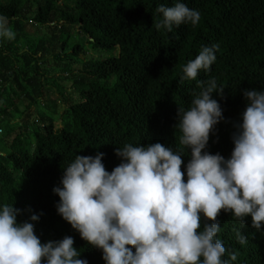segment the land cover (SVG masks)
I'll return each instance as SVG.
<instances>
[{
	"label": "trees",
	"instance_id": "16d2710c",
	"mask_svg": "<svg viewBox=\"0 0 264 264\" xmlns=\"http://www.w3.org/2000/svg\"><path fill=\"white\" fill-rule=\"evenodd\" d=\"M176 0H0V16L15 33L11 40L0 37V119L20 120L19 132L0 152V204H11L20 212L17 221L33 223L41 243L71 236L78 258L88 264H104L101 251L88 245L78 232L56 212L63 167L76 155L103 153L107 171L120 163L114 149L159 142L174 150L179 144L177 109H187L191 100L210 79L217 90L212 98L222 109L223 120L214 126L206 150L228 158L232 134L246 106L242 90H264V0H180L200 14L196 25L181 24L171 32L157 30L162 19L159 5L172 6ZM25 13L35 28V40L17 47L26 36ZM42 30V33L38 31ZM86 37L96 52L79 58L84 50L78 38ZM69 43L72 47L66 52ZM217 45L216 60L196 80H182V67L195 58L202 46ZM53 55L52 65L61 70L60 79L70 82L69 91L58 90L64 107L54 119L56 99L49 101L48 114L30 122L9 105L23 99L26 109L51 93L54 82L44 78L40 64ZM78 64L73 71L70 67ZM199 82V83H198ZM67 93V94H66ZM66 94V95H65ZM23 117V118H22ZM22 118V120H21ZM1 121V120H0ZM59 125L61 127L59 128ZM0 133L2 130L0 128ZM181 156V171L190 158ZM37 214V221H29ZM217 234L226 249L236 255L229 264H264V225L243 226L230 213L220 212ZM245 237L241 243L237 232Z\"/></svg>",
	"mask_w": 264,
	"mask_h": 264
},
{
	"label": "clouds",
	"instance_id": "9594fccd",
	"mask_svg": "<svg viewBox=\"0 0 264 264\" xmlns=\"http://www.w3.org/2000/svg\"><path fill=\"white\" fill-rule=\"evenodd\" d=\"M162 19L155 24L171 32L181 24L196 25L197 10L176 0L159 5ZM0 16V37L15 33ZM217 45L202 46L183 67L182 80H196L216 60ZM199 83V82H198ZM215 79L207 81L187 109H177L180 132L176 150L159 142L124 144L114 149L120 158L109 172L103 153L76 155L63 167L57 214L76 230L88 245L101 251L104 264H229L237 259L218 238L217 217L230 213L243 226L264 225V90H242L246 106L232 134L233 148L225 158L206 150L214 126L224 119ZM185 149L188 161L181 171ZM20 210L0 204V264H88L78 258L71 236L41 243L34 225L17 221ZM31 214L29 221H37ZM237 239L245 237L237 232Z\"/></svg>",
	"mask_w": 264,
	"mask_h": 264
},
{
	"label": "rangeland",
	"instance_id": "374dc122",
	"mask_svg": "<svg viewBox=\"0 0 264 264\" xmlns=\"http://www.w3.org/2000/svg\"><path fill=\"white\" fill-rule=\"evenodd\" d=\"M63 0H58V2H61ZM25 19L26 24H23L22 26L24 27L22 29V32L26 35L21 37L18 42H17V47L20 46V48L26 47V40L31 41V40H35V35L34 30L35 28L32 27L31 25H33V23L30 22V20H32V16L33 13H25ZM38 31L40 33H42V30L38 29ZM27 37V39H26ZM26 39V40H25ZM78 42L80 44V46H82L84 52L80 53L79 58L81 59H87L90 56H94L96 54V52L91 48L90 45L87 44V40L86 37L81 35L78 38ZM24 47V48H25ZM72 47V43H69L68 47L66 48V52L70 50V48ZM53 55L49 54L47 55V57L45 58V61L43 63L40 64V68H42V72L43 73V77L44 78H50L51 80H53L52 82H54L53 85H50V91L51 93H46L45 95H43L38 103L31 105V107L28 109V112L26 109V103L23 99H16L15 100V104L14 105H9V103H6V106L8 107V112L13 111L14 109H18L23 116H26L28 113H30L32 116H30V122H32L34 119H38V117H40V114H48L49 111L43 109L44 106H48L49 105V101L47 102V99L51 101V99L55 98L56 99V109L55 112L53 111V115H54V119L55 120H59L60 119V114L63 110L64 107V103L63 100L58 96V90L61 91H69L70 90V82L68 80L65 79H60V77L62 76L61 70L59 68H55L53 72L47 73L48 70L51 69V67H55L52 65V61H53ZM71 69H73V71H76L79 68L78 64H74L70 67ZM67 94V93H66ZM65 94V95H66ZM23 118V117H22ZM21 118V120H22ZM0 128L2 130V133H0V152L5 154V149H4V138L6 137V133L8 132V130L10 129L8 135H7V142H11L12 138L19 132V128L21 125V121L20 120H15L12 119L10 120V123L8 125H5L6 123V119H0ZM61 127V125H59V128Z\"/></svg>",
	"mask_w": 264,
	"mask_h": 264
}]
</instances>
